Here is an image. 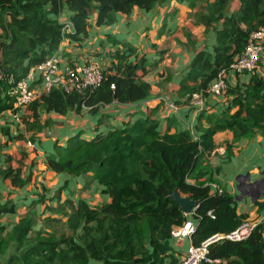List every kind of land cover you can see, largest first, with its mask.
Segmentation results:
<instances>
[{
    "label": "trees",
    "instance_id": "obj_1",
    "mask_svg": "<svg viewBox=\"0 0 264 264\" xmlns=\"http://www.w3.org/2000/svg\"><path fill=\"white\" fill-rule=\"evenodd\" d=\"M170 1L0 0V70L4 76L0 116L15 112V82L59 54L65 41L80 48L93 25L111 26L118 15L128 17L136 8L150 12ZM175 1L187 3L196 24L206 31L213 29L216 35L212 46L196 52L179 82L177 99L171 100L180 109L186 106L196 111L191 106L193 95L207 92L220 71L243 53L251 34L264 27V0H239L233 12L230 0ZM63 17L71 21L73 34L63 31ZM113 43L118 46L111 57L113 64L96 91L53 90L40 95L23 117L24 134H14L15 139L25 140L27 134L26 141H41L53 126L52 120L43 121V115L78 114L84 108L93 112L115 101L123 105L148 101L152 86L144 77L158 62L152 63L131 43ZM224 95L228 99L222 109L198 113L194 133H162L156 118L158 104L132 124L97 133L90 140L81 134L65 142L56 139L52 151L46 153V169L55 175L85 178L87 185L96 183L108 200L92 205L58 194L55 207L41 197L40 202L46 200L44 214L32 210L38 204L34 202L31 211L11 228L2 220L16 215L18 207L13 199L5 200L0 204V264H180L182 254L172 232L189 218L197 223L192 235L196 247L215 235L233 233L248 217L238 214L236 197L226 185L220 184L222 195L211 193L208 183L217 182L214 174L222 168H214L208 159L219 147L216 136L220 133L233 135L232 141L222 144L226 163L232 161L242 139L264 137V61L262 74L251 75L248 83L228 85ZM6 163L0 177L9 180L13 189H24L29 183L24 164L11 156ZM175 190L198 203L193 215L186 216L171 199ZM255 208L264 212V201L256 202ZM209 257L212 263L206 264H264V225L244 241L213 244Z\"/></svg>",
    "mask_w": 264,
    "mask_h": 264
},
{
    "label": "crops",
    "instance_id": "obj_2",
    "mask_svg": "<svg viewBox=\"0 0 264 264\" xmlns=\"http://www.w3.org/2000/svg\"><path fill=\"white\" fill-rule=\"evenodd\" d=\"M239 2V0H230V12L235 11L239 7ZM193 13L194 11L190 9L187 3L182 4L172 0L163 5H158L155 10L150 12L136 8L128 17L118 15L117 22L111 26L98 27L93 25L88 39L80 48L74 47L65 41L61 45L60 50L63 69L66 65H85L89 62H95L104 70H107L112 66L113 61L111 57L118 48V46L114 45L113 41L131 43L138 48V52L141 55H146L152 63L158 62L154 66V69L144 77V81L152 86V93L148 101L136 105H123L115 101L108 105L99 106L93 112L89 108H84L78 114L70 112L66 116L57 114L43 115V121L45 120V116L46 119L52 120L53 123L52 128L46 130V132L55 133L58 131L56 139H60L62 142H65L75 134H81L83 139L90 140L97 133L106 132L112 128H121L126 123L132 124L137 119L147 115L149 109L157 108L158 104H160V109L156 112V118L160 121L159 129L162 133L167 132V130H170L171 133L181 130L195 131L198 113L194 109L189 110L188 107L182 106L180 112L176 114L166 112L164 105L161 103V98L169 100L177 99L176 92L179 88V82L194 59L196 52L215 43L216 35L213 29L206 31L197 25ZM161 51H166V53L160 56L159 52ZM235 77V75L231 74L229 85L234 86L238 84H236L237 79ZM169 78L171 80L167 81ZM238 78H240L241 83H248L251 75H243ZM39 84V82L34 84L36 90L40 89ZM227 99L224 95L220 98L208 100L207 110L214 112L217 109H222L224 104L227 103ZM10 114V112H6L0 116V130L4 131V136H6V127H10V129L14 128ZM22 133L24 134V126L22 130L20 129V134ZM45 135L41 138V140L43 139L41 144L47 148H44L47 152H50L49 150H51V146L56 139L46 137ZM232 139L233 135L230 132L218 134L216 136V143L219 146L217 149L224 148L222 144L232 141ZM15 144L18 143L15 141L10 142L8 149L11 146L14 147ZM35 144V150L37 151L38 143L36 142ZM8 149L3 150L2 154H0V168L6 166V160L10 156L15 161L21 162L20 158L13 157ZM36 155L41 159L43 169L47 173H51L44 165V155L42 156L40 153H36ZM208 161L214 168H222L220 174H214V180L226 185L227 190L236 197L237 203L241 202L242 197L254 194L252 191L253 186H257L255 190L259 188L263 190L264 167L258 166V164L264 163V137L242 139L237 144L235 156L229 163L222 160V156L220 155L210 156ZM22 163H24L23 160ZM231 163L233 165L236 164L234 177L235 174L237 176L234 180H229L228 174L225 171L226 166ZM26 170L23 168L25 176L29 177L27 172L31 169L27 168ZM51 175L57 176L53 173ZM244 176H249V179L245 182V186L250 189L246 191L245 188V192L241 190L242 185L239 182V178ZM67 179L71 181L73 179L83 180V178L72 177H67ZM251 181L254 183L252 184ZM28 185L24 189H13L9 180L5 181L0 177V190L6 189L13 193V195L19 191L26 190ZM263 194H261L260 201H264ZM11 199L15 201V197ZM72 199L74 198L72 197ZM3 202L5 201L0 199V204ZM256 202L258 201H253L251 205H246V203L241 204L240 207H237L238 214H253ZM243 206H245L244 209ZM257 216L255 215L251 219H255ZM5 217L2 222L4 225H7L4 223ZM12 226L7 227L11 228ZM175 245L178 250H182L183 248H187L188 242H175Z\"/></svg>",
    "mask_w": 264,
    "mask_h": 264
},
{
    "label": "built area",
    "instance_id": "obj_3",
    "mask_svg": "<svg viewBox=\"0 0 264 264\" xmlns=\"http://www.w3.org/2000/svg\"><path fill=\"white\" fill-rule=\"evenodd\" d=\"M60 22L63 25V31L65 33H74L72 23L68 17H63L60 19ZM263 55L264 27L260 31L251 34L248 45L243 53L229 68L220 71L217 78L210 84L207 92L193 95L191 106L195 108L197 113H201L207 109L208 100L224 96L228 89L231 74L243 76L254 73L258 70ZM104 73L105 70L95 62H89L85 65H66L63 69L60 52L46 62L32 68L27 77L15 82L14 85L15 112L10 114L14 125L13 135H19L20 130L18 128L22 130L24 126L23 117L28 113L29 108L40 95H48L53 90H62L67 94L93 93L104 81ZM3 79L4 76L0 70V80ZM37 82L40 83L39 90H36L34 87V84ZM112 88H115L114 85ZM161 103L164 105L166 112L176 114L180 112V106L167 98H161ZM191 132L194 133L193 130ZM26 143L32 149L36 148V142L28 140ZM225 153V148H220L213 151L210 156H225ZM208 186L214 195H222L224 193V190L218 182L208 183ZM196 225V220L189 218L184 226L176 227L172 232L174 242L182 243L188 241L186 254L182 255L180 264L212 263L209 257L210 246L223 240L241 242L248 239L259 225H264V214L256 219L248 220L233 233L229 235H215L198 247L192 244V235L196 230Z\"/></svg>",
    "mask_w": 264,
    "mask_h": 264
},
{
    "label": "rangeland",
    "instance_id": "obj_4",
    "mask_svg": "<svg viewBox=\"0 0 264 264\" xmlns=\"http://www.w3.org/2000/svg\"><path fill=\"white\" fill-rule=\"evenodd\" d=\"M263 61L260 63L258 70L252 73L251 75H255L257 73L262 74ZM238 77L239 75L235 77L237 79L236 84L237 83L241 84L240 78ZM44 119H46L45 116H44ZM5 129H6L5 131L6 136H4V131L0 130V140H1L0 141V154H2L3 150L8 149V144L10 142L15 141L18 144H15L14 147L11 146L8 150L13 155V157H19L20 158L19 160L21 162L23 160L24 162L23 168L25 169V171H27L26 170L27 168L31 169L27 172L29 175L28 177L29 185L26 190L14 193V195L13 193L7 191L6 189L0 190V199H3L5 201L6 199L15 197L14 203L18 207L16 215L14 216L9 215L5 217L4 223L7 224L6 226H9V227L12 226L19 219H21L28 211H31L30 207L34 204V202H38V204H35L36 208L33 205L34 209H32V210H36L37 215L39 214L41 215V213L44 214L45 212L44 205H46L45 204L46 200L49 201L51 205H54L56 207L57 206L56 199H57L58 194H61L63 198L73 197L76 202L79 199H84L92 205L101 204L102 202H105L108 200V197L102 194L101 189L98 187L96 183L87 185V181L85 180V178H83V180L73 179L71 181V180H68L67 177L65 176H60V175L54 176V175H51V173H47L46 170L43 169V165H41V159L38 158V156L36 155V153H40L42 154V156L44 155V158L46 156L47 148L41 144V141H43V139L37 142L38 150L36 151L35 150L36 148L32 149L31 147H28V143H26L27 142L26 139H29L30 135H26L25 140H22V141L16 140L15 135H13V129H10V127H6ZM18 129L20 130V128ZM53 145L54 143L51 146L52 147L51 150H49L50 152L53 149ZM258 166L264 167V163H260L258 164ZM235 169H236V164L233 165V163H231L226 166L225 171L227 172L226 174H228L229 180H234L235 177L237 176V174H235V177H234ZM247 179H249V176H244V177L239 178V182L242 185L241 190H244L245 188H246V191L250 190L249 188L245 186V182ZM251 183L253 184L254 182L251 181ZM255 188L257 189V186H253L252 191L254 194H250V196L242 197L241 202L237 203V207H240V205L244 203H246V205L247 204L251 205L253 201L261 200L260 197H261V194H263L264 192V188L263 190L261 188H259L258 190H255ZM41 197L46 198L45 202H40L39 198ZM244 208L245 206H243V209ZM263 213L264 212H261L259 209H256L254 207V213L251 215L247 214L245 216L248 217V220H250L255 215H258L256 218L260 217V215ZM47 214L53 216V213L51 211H48ZM40 227L41 225H38V228ZM172 244H174V242H172ZM186 251H187V248H183L182 250H179V252L182 255H185ZM92 264H99V263L93 262Z\"/></svg>",
    "mask_w": 264,
    "mask_h": 264
},
{
    "label": "water",
    "instance_id": "obj_5",
    "mask_svg": "<svg viewBox=\"0 0 264 264\" xmlns=\"http://www.w3.org/2000/svg\"><path fill=\"white\" fill-rule=\"evenodd\" d=\"M45 136L56 139L58 137V131L55 133L47 132ZM170 197L179 205L186 216L193 215L198 208V203L195 200L182 196L177 190Z\"/></svg>",
    "mask_w": 264,
    "mask_h": 264
}]
</instances>
